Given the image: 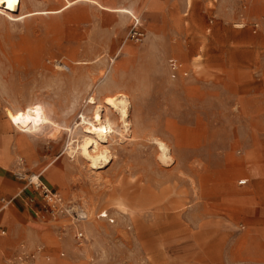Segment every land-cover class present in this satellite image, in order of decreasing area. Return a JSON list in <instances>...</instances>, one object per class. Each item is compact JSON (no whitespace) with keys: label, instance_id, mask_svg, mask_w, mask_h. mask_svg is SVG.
<instances>
[{"label":"rangeland","instance_id":"1","mask_svg":"<svg viewBox=\"0 0 264 264\" xmlns=\"http://www.w3.org/2000/svg\"><path fill=\"white\" fill-rule=\"evenodd\" d=\"M98 1L26 18L0 8V125L18 193L19 173L41 174L89 214L77 226L54 218L31 187L0 202V264L37 246L23 264H264V0ZM22 3L26 13L65 0ZM108 7L132 10L138 40L131 15ZM115 93L130 103L129 129L91 168L67 143L82 134L80 114ZM103 210L112 223L96 218ZM24 222L42 231L29 236Z\"/></svg>","mask_w":264,"mask_h":264},{"label":"bare ground","instance_id":"2","mask_svg":"<svg viewBox=\"0 0 264 264\" xmlns=\"http://www.w3.org/2000/svg\"><path fill=\"white\" fill-rule=\"evenodd\" d=\"M20 1L21 0H0V8L8 10V12H18ZM77 1L96 3L94 0ZM67 4L70 5L72 3L68 1ZM9 5H11V7H9ZM106 9L118 12L120 15L130 14L131 17H136L131 14L132 10L130 12L125 8ZM129 104L130 103L124 93H115L112 95H106L98 101L92 107L90 116L83 113L80 114L79 122L74 124V128L77 129L79 127V129L81 128L83 131H81L82 134L79 137H75V139H73L74 137L69 138L66 148L68 154L72 155L73 153H78V155L84 159L91 168H100L102 164L109 163L112 159L111 151L104 143L109 142L108 138L115 137V134L113 133L117 132L122 134L123 131L129 129ZM115 124L119 125L120 129H116ZM74 142H76V144H74ZM154 142L156 144L159 159L166 163L171 158L167 145L163 141L157 139H155Z\"/></svg>","mask_w":264,"mask_h":264},{"label":"built area","instance_id":"3","mask_svg":"<svg viewBox=\"0 0 264 264\" xmlns=\"http://www.w3.org/2000/svg\"><path fill=\"white\" fill-rule=\"evenodd\" d=\"M245 7V5H244ZM133 18V37H135L137 40L140 38L142 33L138 30V24L139 20L136 17ZM251 25V31L256 32L261 25L260 21H253L250 23ZM238 28H243L245 26V23L240 22L239 24L235 25ZM168 67L172 73V76H175V74L179 71L181 64L177 61L175 58H169L168 59ZM19 178L25 180V184L20 190L23 191L24 189L31 187L33 191L37 192L42 200L44 201L46 205V212L52 216H62L66 217L70 220L71 224H74L77 226L78 224H81L83 222H86L89 219L88 212L80 205V204H72L70 202H66L62 195L52 189L49 188L47 185H45L39 178V174H29V175H22L19 173ZM240 183H246L247 179L240 180ZM15 196L10 198L9 200H6L5 198H1V202H6L7 204L10 203ZM30 202H32V199H29ZM5 205H2L0 207V210L4 208ZM96 218L100 219H109V221L112 223L114 221L113 218L108 217V213L103 210L96 214ZM74 240L80 246L83 241L85 240L84 231L81 228H76L74 233ZM22 247V246H21ZM43 251L42 246H37L36 249L31 253H26L24 251V248L22 247L20 252L14 257L13 261L9 262V264H23L26 261L32 262L37 255H39Z\"/></svg>","mask_w":264,"mask_h":264},{"label":"crops","instance_id":"4","mask_svg":"<svg viewBox=\"0 0 264 264\" xmlns=\"http://www.w3.org/2000/svg\"><path fill=\"white\" fill-rule=\"evenodd\" d=\"M94 1H98V0H94ZM70 2L72 4L68 5L67 4V0H65L64 5L59 7V8H57V9L34 10V11H31V12L23 13L22 12L23 3H22V0H21L18 14L20 13V14H23V15H27V16L24 17V18H26V17L34 15V14L58 13V12L63 11L64 9L72 6L73 4H75L76 2H79V1L70 0ZM98 3H100V2L98 1ZM118 7L132 8L131 6H129V7L128 6H118ZM24 18H22V19H24ZM12 125L16 129H18L14 124H12ZM16 154H17L16 148L14 146L10 145L8 135L1 131V125H0V199L9 197V196L14 195V194H15V197H16V196H18L20 194V192L18 193V190L20 189L19 186L21 185V183L18 180H16L15 178H13V176L10 174L11 168L14 166V160H15ZM40 175L41 174H39V176ZM23 211H24V208H23ZM27 213H29V212L27 211ZM4 219H5V214L0 216V227H1ZM21 225H23V226H20V227L17 226L18 229L19 230L21 229L24 233H26L29 236H31V235L36 236L38 233H40L42 231V227L40 226L39 223L36 225V224H30V223L24 222ZM18 229H16V233L14 234L13 239H18V233H19ZM5 233H6V230H5L4 227H2L1 234H5ZM8 244H9V242H8ZM9 250H11V248H6L5 252L8 253Z\"/></svg>","mask_w":264,"mask_h":264},{"label":"snow or ice","instance_id":"5","mask_svg":"<svg viewBox=\"0 0 264 264\" xmlns=\"http://www.w3.org/2000/svg\"><path fill=\"white\" fill-rule=\"evenodd\" d=\"M9 7H11V5H9Z\"/></svg>","mask_w":264,"mask_h":264}]
</instances>
